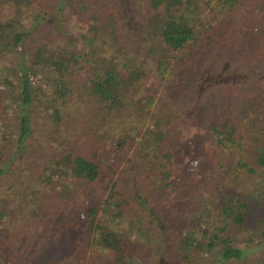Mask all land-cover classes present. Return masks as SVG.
<instances>
[{
    "label": "trees",
    "instance_id": "16d2710c",
    "mask_svg": "<svg viewBox=\"0 0 264 264\" xmlns=\"http://www.w3.org/2000/svg\"><path fill=\"white\" fill-rule=\"evenodd\" d=\"M208 7L218 28L211 49L233 43L235 15L249 9L242 56L264 66V0H0V64L11 60L4 74L18 76L20 103L13 151H0V178L33 132L57 145L49 159L30 162L34 178L11 183L10 193L0 190V213L8 209V217L0 215V264H128L137 251L123 225L134 209L109 165L118 166L129 152L137 201L156 221L164 264H264V125L245 130L229 116L201 120L181 111L176 98L183 87L179 70L195 59L191 54L180 65L181 53L196 44ZM128 26L151 30L178 61L168 57L148 69L127 45ZM229 56L240 64L235 52ZM32 68L46 72L44 113L34 101ZM152 85L155 93H146ZM254 106L264 110V101ZM246 145L255 166L239 162L212 181V149L231 155ZM195 156L199 166L189 172ZM204 185L223 191L213 199L210 188L199 192ZM197 196L218 205L197 208ZM195 211H214L220 225L198 232V220L188 217Z\"/></svg>",
    "mask_w": 264,
    "mask_h": 264
},
{
    "label": "rangeland",
    "instance_id": "374dc122",
    "mask_svg": "<svg viewBox=\"0 0 264 264\" xmlns=\"http://www.w3.org/2000/svg\"><path fill=\"white\" fill-rule=\"evenodd\" d=\"M258 6H261V4ZM199 7H203V4L196 6V11H199ZM210 9L209 7L204 9V14H202L197 25L199 35L196 44H191L187 50L182 51V55L180 54L182 59L178 62L180 65L190 58L192 59L191 54H195V59L192 60L188 67L179 70L183 74L182 81H180L183 85L182 93L176 96L179 106H182V109L181 107L179 109L181 111L184 110L188 115L193 114L192 116H197L201 120L229 116L240 123L245 130H249L253 126H262L264 125V110H259L254 104L260 100L264 101V66L261 61H259L260 63L257 62V64L251 63L252 59L242 56L241 52V47L243 48V45L249 42L247 36L249 35L248 30L249 24H251V17H248L245 12L249 9L241 8L235 15L236 23L232 28L233 43L226 46V48L225 45H221L219 48L212 49L210 48V44H212L209 39L210 34H216L218 28L212 23L216 15ZM252 25H254V22ZM220 26L218 27L220 28ZM150 28L152 29V27ZM124 35L131 51L141 58L148 69H152L156 63L166 60L168 57H170L169 61L175 62L177 60L175 54L167 53V50L163 49L161 42L157 37L152 35L151 30L141 26L137 28L128 26L124 29ZM243 38L246 41H242ZM234 52L242 58L240 64L237 63L239 65L234 64L232 58L229 56V53L233 54ZM173 56L176 59L172 58ZM223 56L226 57V61L222 59L221 62ZM11 63L10 60L7 63L0 64V151L5 153H12L13 151L12 148L15 146L13 141L16 139L18 132L17 123L20 117L18 76L14 72H10L8 76L4 74L6 71L4 67L6 65L11 66ZM45 73L38 68H32L29 74L34 101L41 112L45 111L46 104H44V101L49 96ZM5 77L10 80L12 85L5 86L3 84V78ZM155 85H152L149 88L150 91L147 90L146 93H155ZM175 89H178V87H175ZM188 89L190 93H188ZM235 90L238 92L243 91L246 94L250 91H256L257 97H246L241 96V94L234 96L233 91ZM158 92L160 95V88ZM58 107L61 112L65 110V106H62L60 102L58 103ZM196 107L199 112H196ZM38 122L41 125L43 120L38 119ZM32 123L34 125V119ZM53 142H50L49 148V145L43 142L42 135L39 132H33L26 144L25 150L15 158L7 174L0 178V190L10 193L11 190L7 189V186L9 187L11 183L14 185L25 183L24 181L30 175L34 178L33 167L35 166V162L33 166L30 165V162L45 158L49 159L52 153L56 152L57 145ZM212 151L215 153L214 169L211 172L212 181H217L218 177H216V173L221 175L228 174L239 162H246L255 166L247 145L242 149H232L231 155L228 154L227 150L222 152L220 149L213 148ZM127 154L129 155L130 152ZM99 156L103 157V154H99ZM127 156L114 168L110 163L109 174L113 177V181L120 183V190L124 193V198L134 209L132 217L128 216L131 221L123 225L125 237L136 247L137 251L133 256H129L127 260L128 264H164L162 258L164 249L162 236L155 226V219L148 212L149 208L137 201L136 184L139 183V178L136 175L134 163L130 162L131 158ZM104 160H106V155ZM199 161L198 156L193 157L187 164V170L194 172L199 166ZM194 162L197 163L195 166L192 164ZM218 184L221 185L223 183ZM207 187L210 188L204 185L199 189V192H203ZM210 190V195L213 199H216L218 193L223 191L220 186L218 188H210ZM192 202L197 208L203 204V208L208 206L211 209V205L203 203V197H194ZM217 205L218 202L215 201L214 207L211 206L213 207L212 210ZM4 209L5 211L2 209L0 215L8 217V209ZM210 214L209 216V212L197 213L195 211L193 215H188V217L198 220V232H201L203 229H213L220 225L219 221H216L214 211ZM172 219L179 220L177 217H173Z\"/></svg>",
    "mask_w": 264,
    "mask_h": 264
},
{
    "label": "built area",
    "instance_id": "2783aa9c",
    "mask_svg": "<svg viewBox=\"0 0 264 264\" xmlns=\"http://www.w3.org/2000/svg\"><path fill=\"white\" fill-rule=\"evenodd\" d=\"M194 166L197 164L196 162L192 163Z\"/></svg>",
    "mask_w": 264,
    "mask_h": 264
}]
</instances>
